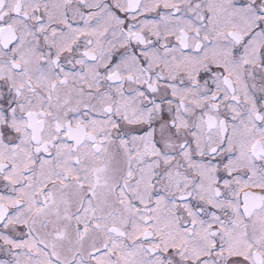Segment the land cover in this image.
<instances>
[{"label":"snow or ice","instance_id":"obj_1","mask_svg":"<svg viewBox=\"0 0 264 264\" xmlns=\"http://www.w3.org/2000/svg\"><path fill=\"white\" fill-rule=\"evenodd\" d=\"M0 264H264V0H0Z\"/></svg>","mask_w":264,"mask_h":264}]
</instances>
